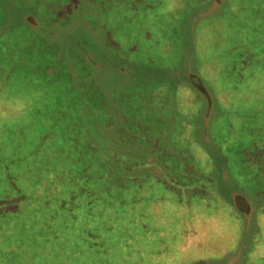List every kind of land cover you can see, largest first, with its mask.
Returning <instances> with one entry per match:
<instances>
[{"label": "rangeland", "instance_id": "obj_1", "mask_svg": "<svg viewBox=\"0 0 264 264\" xmlns=\"http://www.w3.org/2000/svg\"><path fill=\"white\" fill-rule=\"evenodd\" d=\"M257 2L264 0L1 1L0 18L17 23L0 29V145L40 156L37 174H45L46 162L62 168L83 154L66 123L80 111H91L89 127L118 144L119 158L132 139L155 135L159 143L154 155L140 156L139 175L115 176L121 184L107 187L114 177L97 172L91 224L109 239L106 251L61 257L31 245L19 249L18 264H39L40 257L62 264H264V55L253 62L258 55L248 50L240 59L237 46H261ZM24 10L35 11V24L23 20ZM52 60L60 65L51 77L45 67ZM194 74L198 82L191 83ZM163 130L169 140L160 141ZM251 142L254 148L241 150ZM3 157L0 182L8 175ZM132 161L124 162L130 168ZM85 183L92 187L87 175ZM80 227L71 226L78 241Z\"/></svg>", "mask_w": 264, "mask_h": 264}, {"label": "trees", "instance_id": "obj_2", "mask_svg": "<svg viewBox=\"0 0 264 264\" xmlns=\"http://www.w3.org/2000/svg\"><path fill=\"white\" fill-rule=\"evenodd\" d=\"M1 1L2 0H0V3ZM33 10H35V8H33ZM252 10H254L255 13L264 11V2H257L255 8ZM31 12L32 14H28L26 10H24L22 17L29 25L35 24L36 21L34 16V14H36L35 11L33 12L31 10ZM26 13L27 16L25 15ZM7 18V16L0 18V29H3L5 26L11 27L13 22L17 23L16 21H11ZM241 42L246 43V40H242ZM241 42H237V46L240 49V59L242 52L247 53L249 50L252 53V56L258 55L253 62L261 60L262 55H264V36H262L261 46L254 47L253 49H249L246 45L243 46L240 44ZM50 44L52 43H47V46ZM9 52L10 51L8 50V54ZM252 56L248 59V62L250 63L252 62ZM240 59L236 71L239 79H242L245 76L244 71L239 68L242 65L246 66V64L244 61H240ZM9 60L10 59H8L6 63H8ZM57 64L60 65L59 61L58 63H46L45 72L48 76L50 75L52 77V75L58 73L56 68ZM5 67L6 70L3 75L10 72L11 63L6 64ZM67 73L66 77H63H65V79L71 84L72 78L71 76H68L69 72ZM196 78L198 79L197 75H192L190 78L191 83L198 82ZM78 85L80 84L78 83ZM198 87H200L199 84ZM199 89L201 92H204V95L206 94L205 89H202L203 91L201 88ZM66 92L69 94L72 93L70 89L65 91V93ZM199 94L201 95L202 93L199 92ZM205 96L210 98L208 95ZM90 115L91 111H89V113L88 111H80L77 113L76 117L72 118L73 120H70V118L67 117L68 120L66 122L67 126L71 130L74 129L73 131H75L80 139V142L77 145L80 151L82 150V156L63 164L62 168H56V165L46 162L44 165L45 174L36 173L35 166H41L43 163L40 156L39 158H34V156L29 158L27 156L28 153L22 151L21 147L14 149L12 147L11 152L8 147L5 148V145H0V155L4 156L2 164L6 165L8 168V175L0 182V185H8V188L10 187V190L8 191L4 189L0 192V264H9L10 261L18 264L19 261L17 262V260H20L18 256L19 249L31 245H39L40 250H44V254L55 252V255L57 256V252H61V257L70 256L69 254H71V252H77L76 254H78L80 250H86L87 248L90 250H96L103 247L104 251H106L107 247L105 245L109 239L100 238L102 237L100 235L103 234L102 231H100V228H97L96 225L91 224L92 219L96 217L95 206L93 209V203L96 200L95 187L96 189L101 187V184H99L101 181L99 176H101V173H108L113 176V179L106 180V182L110 184L109 186L106 184V186L111 187L114 184H121L120 182H123L124 179L121 177L115 178V176H118V173H136L135 176L139 175L140 169L138 167H140L141 163L140 156L142 155L145 157V152L149 153L146 158L151 157V154L154 155V150H156L155 148H157L159 143H157L158 138L154 137L155 135L153 136V139L147 138L142 141L139 140L140 142L133 140L128 136V138L132 139V141H128L129 144L126 146L128 148L126 150L129 152L126 153L124 157L119 158L116 153L122 151L117 147L118 144H115L114 148L111 147V144L109 145V143H107L108 141L104 139V135H102L103 130L97 128L92 129L89 127L90 123L88 122L90 121H88V117ZM104 118L105 117L102 119L105 120ZM230 128L231 125H229V129ZM116 131H118L117 134H119L120 130L117 129ZM159 134L161 135L159 136L160 141L162 140L161 138H167L169 140L171 137V133L169 134L167 131L164 132V130L163 133ZM45 138L47 137L45 136ZM255 143L256 142H251L249 143V146H244L241 150H244L245 148H254ZM70 145L71 144H69V148H71ZM47 148L48 146L35 151L42 153L47 151ZM98 148L101 149L99 153H97ZM165 153H167V151ZM128 154L134 157L131 158ZM90 155L92 156V159L90 158ZM128 157L130 161L133 160L130 168H128L124 162ZM184 161L182 163H184ZM163 164L167 169L169 165L167 163ZM261 167L263 166L261 165ZM91 170L94 171L91 172ZM143 171L144 170H142V172ZM175 171L180 174L185 170L183 171L180 167V170ZM258 171H262V169H258ZM97 172L100 174L97 175ZM85 175L92 180V187L85 183ZM143 175H141L142 179L144 177ZM105 190L106 187L103 191V200L107 201L110 194H108V192L106 193ZM138 197L139 195L135 193V210L137 209V203H139ZM242 198V205H249L248 201L244 199V197ZM261 208L262 211H264V207ZM105 219L107 218L104 217L103 221H105ZM79 222L81 224L79 231L83 237L80 241L74 239L75 237L71 234V231H74L71 229V226L73 227L75 223ZM105 223L110 225L108 221H105ZM108 225L103 226L106 228ZM62 241L67 246L63 243H61L63 244V246H61L60 243H58ZM79 244H81V246H79ZM36 257L38 256L35 255L34 258ZM40 258L42 260L39 264H50L47 261H50L52 264H62L55 260V258L58 259V257H55L54 259L49 258V260H47L46 257H44V259L42 257ZM42 261L44 263H42Z\"/></svg>", "mask_w": 264, "mask_h": 264}]
</instances>
